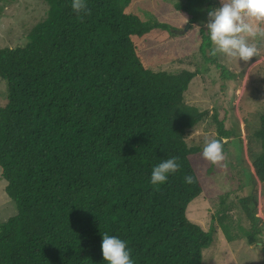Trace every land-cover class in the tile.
<instances>
[{
  "label": "trees",
  "instance_id": "obj_1",
  "mask_svg": "<svg viewBox=\"0 0 264 264\" xmlns=\"http://www.w3.org/2000/svg\"><path fill=\"white\" fill-rule=\"evenodd\" d=\"M44 1L48 15L30 42L0 49L8 84L0 169L18 211L0 224V264H107L104 233L127 243L134 264H202L214 227L192 222L187 208L224 161L213 165L203 147L186 142L206 114L185 102L196 73L155 72L142 54L146 40L172 38L170 25L144 20L133 11L137 0H86L90 16L75 13L72 0ZM186 1L177 5L185 15L203 3L216 7ZM218 131L226 158L223 140L231 136L221 121ZM256 138L254 167L264 184V115ZM172 157L180 170L153 186L152 169ZM186 175L195 183H185ZM245 236L256 243L255 233Z\"/></svg>",
  "mask_w": 264,
  "mask_h": 264
},
{
  "label": "rangeland",
  "instance_id": "obj_2",
  "mask_svg": "<svg viewBox=\"0 0 264 264\" xmlns=\"http://www.w3.org/2000/svg\"><path fill=\"white\" fill-rule=\"evenodd\" d=\"M210 2L216 7L209 3L195 7L193 15L198 17L195 23H190L193 15L177 9V5H186V0H137L133 11L146 21L171 27L170 40L145 41L142 54L153 71L196 73L185 93V102L206 114L187 131L188 146L204 147L206 136L217 139L220 121L231 136L223 140L227 142L228 155L220 172L212 176L206 191L187 208V217L192 222L205 231L214 227V242L203 250L202 264H264V184L254 167L261 150L256 132L264 115V41H254L262 51L260 57L251 61L229 60L218 54L215 64L212 63L211 48L202 50V36L209 37L205 27L208 11L221 4L220 0ZM49 8L44 0H0V49L23 47L30 42V33L47 17ZM188 24L189 29L183 34L176 32L183 31ZM167 57L172 60H164ZM7 94V81L0 78V99ZM6 186L0 169V224L18 212L5 191ZM224 227L238 239L229 241ZM245 232L255 233L256 243L250 244Z\"/></svg>",
  "mask_w": 264,
  "mask_h": 264
},
{
  "label": "clouds",
  "instance_id": "obj_3",
  "mask_svg": "<svg viewBox=\"0 0 264 264\" xmlns=\"http://www.w3.org/2000/svg\"><path fill=\"white\" fill-rule=\"evenodd\" d=\"M220 4L219 8L208 11L205 25L211 42L210 54L244 62L260 57L262 49L254 41H264V0H220ZM71 8L77 14L91 15L86 0H72ZM83 15L78 18L82 20ZM202 155L211 164L220 165L225 159L222 141L206 136ZM178 159L168 158L156 165L152 169L151 184L162 185L170 174L178 172L181 168ZM184 180L187 184L195 183L192 175H186ZM102 236V254L107 264H134L125 241L107 233Z\"/></svg>",
  "mask_w": 264,
  "mask_h": 264
},
{
  "label": "water",
  "instance_id": "obj_4",
  "mask_svg": "<svg viewBox=\"0 0 264 264\" xmlns=\"http://www.w3.org/2000/svg\"><path fill=\"white\" fill-rule=\"evenodd\" d=\"M189 26H190V24H188L183 31L182 30H177L176 32L179 33V34H183L185 31H187L189 29Z\"/></svg>",
  "mask_w": 264,
  "mask_h": 264
}]
</instances>
